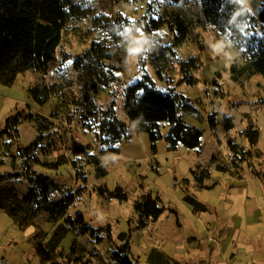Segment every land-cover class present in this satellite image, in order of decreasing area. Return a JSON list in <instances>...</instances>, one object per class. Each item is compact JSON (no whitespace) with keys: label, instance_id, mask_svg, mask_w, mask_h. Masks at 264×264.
<instances>
[{"label":"rangeland","instance_id":"obj_1","mask_svg":"<svg viewBox=\"0 0 264 264\" xmlns=\"http://www.w3.org/2000/svg\"><path fill=\"white\" fill-rule=\"evenodd\" d=\"M251 2L255 5L256 0ZM75 3H79L85 13H82L80 19L73 21L63 33L59 56L64 55L68 60L49 75L31 70L18 76L12 87L0 85V131L4 127L5 119L16 108L28 107L34 116L43 117L52 133L48 143L37 153L39 160L42 163L59 162L57 173L62 179H78L75 182L71 180L75 202L68 210L69 217L74 218V213L80 212L86 223L92 227L110 226L111 236L118 243L119 234L128 232V228L134 229L137 225L132 206L141 196H160L166 211L167 205L177 204L176 197H180L182 193L176 195L173 191L174 178L182 180L184 175H188L192 157L190 150L184 148L175 151L176 154L167 151L165 137L168 126L165 123L160 126L162 139L155 145L150 143L146 134L137 132H133L131 141H121L113 145L112 148L117 149L116 152H110L109 147L96 144L86 128L89 124L83 121L85 115L82 111L85 105L82 106L81 102L82 91L85 89L82 85H94L88 96L90 101L86 105L87 110L93 111L99 106L106 108L114 100L119 118L126 123L128 120L123 110L122 92L126 86L147 74L161 90L175 87L194 102L199 112V118L194 120L198 124L206 122L208 115L217 113L220 150L210 156H214L215 160L223 165L230 166L232 163L227 139L240 144L239 131L248 123H253L260 130L257 147L262 153H253L250 161H245L247 164L243 165V169L246 168L244 172L258 176L264 174V80L260 76H252L239 83L229 80V66L233 62L241 64L243 59L240 53L224 42L216 29L202 23L199 0H141L135 6L125 0H75ZM149 3L154 13L152 29L158 33V38L152 40L146 37L138 24ZM176 18L186 20L190 27L189 37L179 46L174 45L173 33L168 28ZM92 42H100L107 48L104 61L115 70L98 66L93 80L91 75H87L89 80H85L75 70L73 61L77 55L88 49ZM160 50L167 52L170 57L168 63L162 67V83L158 82L152 66L156 53ZM195 56L203 63L202 69L195 74L197 84L176 86L180 79V65ZM36 85L55 88L54 94L44 106L37 105L26 95V90ZM224 117L232 119L235 125L227 134L223 133L221 126ZM36 132L35 121L23 123L19 127L18 142L15 146L9 142V148L5 138L0 137V160L3 161L0 174L11 171L13 163L10 155L17 153L18 145L29 144L35 138ZM153 146L155 150L152 149ZM80 147L84 149L83 152L75 155L73 149ZM156 150L157 160L162 161L158 169L153 157ZM89 155L99 158L107 170L106 177H95L93 168L85 160ZM19 163L17 159L14 170L19 169ZM38 169L44 170L40 167ZM82 178L86 180L84 183ZM189 179L192 180V177ZM4 185L11 187L19 197L27 192L24 182L9 180ZM116 187L124 190L127 195L126 202L107 199L97 191L98 188L113 191ZM11 223L14 225L13 221L1 212L0 225L7 235L13 231ZM57 225L45 226L47 235L41 243L33 238V233L24 238L19 234L18 247L11 249V246L3 245L0 255L10 264H22L23 258L28 260L29 264H113L107 240L96 246L93 238L78 232L67 235L56 250H49L45 243ZM150 227H146L143 236L148 235L147 231L151 232ZM139 232L132 233L131 261L134 264H149L148 258L151 254L147 255L148 247L143 245L141 249L136 246L140 241ZM15 233L14 230L13 234ZM72 243L74 248L71 251ZM93 249L97 256L93 254Z\"/></svg>","mask_w":264,"mask_h":264},{"label":"trees","instance_id":"obj_2","mask_svg":"<svg viewBox=\"0 0 264 264\" xmlns=\"http://www.w3.org/2000/svg\"><path fill=\"white\" fill-rule=\"evenodd\" d=\"M125 1L135 6L141 0ZM199 2L202 23L216 29L224 42L240 53L243 59L241 64L233 62L229 66V80L239 83L252 76H260L264 80V6L256 15H252L241 6L239 0H199ZM150 6L149 3L138 24L144 30L146 37L152 40L158 38V33L152 29L154 13ZM82 13H85L83 8L79 3H75V0H0V85L12 87L18 76L31 70L42 75H49L58 70L68 60L64 55L59 56L63 33L73 21L82 17ZM171 24L168 28L173 33L174 45L179 46L190 35L189 24L181 18L174 19ZM107 52V48L102 43L92 42L88 49L74 58L73 66L85 80H89L87 75H91L93 80L98 66L113 69L104 61ZM169 59L167 52L160 50L156 53L152 66L158 82H163L162 67ZM202 67V60L197 56L182 63L179 67L180 79L176 86L196 85L195 74ZM93 87L94 85H82L85 89L82 91L81 102L82 106L85 105L82 111L85 115L83 121L89 124L86 128L92 134L93 141L100 146L109 147L110 152L117 151L112 148L113 145L121 141H131L133 132L146 134L150 143L155 145L162 139L160 126L164 123L168 126L165 137L167 151L174 152L180 148L195 150L201 146L202 132L196 125L186 123L183 118L187 115L198 119L199 112L194 102L175 87L161 90L147 74H143L140 80L126 86L122 92L127 123L119 118L114 100L106 108L99 106L93 111L86 109L90 101L88 96ZM54 90V86L36 85L29 87L26 95L37 105L44 106L49 102ZM43 120L41 116H34L28 107L16 108L5 119L0 137L5 138L7 148L13 144L15 146L18 142L19 127L23 123L35 121L37 134L26 146L16 147L17 153L10 155L13 168L10 172L0 174V212L7 215L19 231L33 227L32 236L40 243L46 239L45 226L58 224L45 243L51 251L56 250L67 235L78 232L93 238L96 246L107 240L111 248L110 260L113 264H134L131 261L132 233L145 229L149 223L157 221L166 211L160 198L145 194L134 202L132 208L137 217V225L134 229L128 228V232L119 234L118 243L111 236L110 226L92 227L86 223L80 212H75L74 218L69 217L68 210L75 202L74 193L71 191L73 186L71 180L75 182L77 178L62 179L57 173L59 162L42 163L37 157L38 151L48 143L52 134L49 124ZM206 122L211 131H216L217 113L208 115ZM221 126L224 132L231 131L234 128L233 120L224 117ZM240 137L246 140L249 148L245 149L229 139L227 145L232 153V163L248 160L251 148H255L258 144L260 130L255 124L248 123L240 132ZM9 142L10 145H7ZM152 149L155 150V146ZM83 150L81 147L74 148L73 153L79 155ZM17 159L20 161L19 169L14 170ZM85 160L93 168L97 179L107 176V170L102 166L99 158L89 155ZM0 165H3L1 160ZM38 167L44 170L41 171ZM215 169L220 172L226 170L223 164H217ZM190 172L193 183L198 188H205L203 182L210 175L208 170H201L199 174L195 171ZM9 180L24 182L27 187L25 195L19 197L11 187L4 185ZM82 180L83 183L86 181L84 178ZM188 185V180L180 181L184 201L195 213L204 212L205 206L189 193ZM97 191L100 196L107 199L120 203L127 201V195L121 187H116L113 191L98 188ZM168 210L175 213L171 208ZM73 248L72 243L70 250L72 251ZM92 251L97 256L96 251L94 249ZM150 254L149 264L168 263V259L162 253L152 251Z\"/></svg>","mask_w":264,"mask_h":264},{"label":"crops","instance_id":"obj_3","mask_svg":"<svg viewBox=\"0 0 264 264\" xmlns=\"http://www.w3.org/2000/svg\"><path fill=\"white\" fill-rule=\"evenodd\" d=\"M239 2L252 15H256L264 6V0H256L255 5L251 0H239ZM184 116L185 122L196 125L203 137L201 146L189 151L192 153L189 173L187 176L184 175L182 180H188L189 193L202 203L206 210L195 213L184 201L181 180L174 178L173 191L176 195L180 192L182 195L176 197L177 204L167 205V210L171 208L175 213L165 211L157 221L149 223L151 232L147 231V236H143L146 228L141 230L137 248L148 247L147 255L152 251L162 253L168 259L167 264H264V174L258 176L244 172L246 168L243 169V165H246V162H235L230 166L226 164L225 172L217 171L215 167L219 162L210 154L219 152L220 134L217 130L211 131L207 122L200 125L190 116ZM239 143L235 144L245 149L249 148L244 138H241ZM176 152L174 151V154ZM253 152L262 153L257 146L251 148L248 161L253 157ZM157 156L156 150L153 156L156 159V169L162 163L157 160ZM205 169L210 175L203 182L205 188H198L189 179L192 177L190 171L199 174ZM158 197L163 204L161 197ZM12 230L10 235H7L8 233L6 234L3 226L0 225V248L6 245L16 249L19 234L24 238L34 232L33 227L19 231L13 224ZM14 230L15 234H13ZM27 262L28 260L23 258L22 264H29Z\"/></svg>","mask_w":264,"mask_h":264},{"label":"built area","instance_id":"obj_4","mask_svg":"<svg viewBox=\"0 0 264 264\" xmlns=\"http://www.w3.org/2000/svg\"><path fill=\"white\" fill-rule=\"evenodd\" d=\"M0 264H10V263L4 256L0 255Z\"/></svg>","mask_w":264,"mask_h":264}]
</instances>
